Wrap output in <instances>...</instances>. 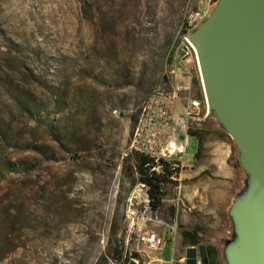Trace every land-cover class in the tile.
<instances>
[{
    "label": "rangeland",
    "instance_id": "374dc122",
    "mask_svg": "<svg viewBox=\"0 0 264 264\" xmlns=\"http://www.w3.org/2000/svg\"><path fill=\"white\" fill-rule=\"evenodd\" d=\"M189 9L188 0H0V264H118V249L145 264L153 257L141 238L151 234L165 241L159 264H184L180 233L195 225L202 243L226 232L237 240L227 211L252 185L232 138L225 179L208 166L209 149L195 163L188 137L185 169L157 212L142 204L128 153L138 109L164 88ZM190 129L226 133L213 111ZM198 165L204 173L185 178ZM224 243L220 262L229 264Z\"/></svg>",
    "mask_w": 264,
    "mask_h": 264
},
{
    "label": "water",
    "instance_id": "95a60500",
    "mask_svg": "<svg viewBox=\"0 0 264 264\" xmlns=\"http://www.w3.org/2000/svg\"><path fill=\"white\" fill-rule=\"evenodd\" d=\"M188 41L209 111L232 138L252 185L233 211L237 240L227 250L228 262L264 264V0H219ZM197 258L208 264L204 246L185 250V264Z\"/></svg>",
    "mask_w": 264,
    "mask_h": 264
},
{
    "label": "built area",
    "instance_id": "2783aa9c",
    "mask_svg": "<svg viewBox=\"0 0 264 264\" xmlns=\"http://www.w3.org/2000/svg\"><path fill=\"white\" fill-rule=\"evenodd\" d=\"M212 5V0H188L190 9L185 16V33L179 49H174L170 55L165 86L151 92L138 109L140 122L134 124L128 153L147 159L149 164L146 166H151L150 172L160 173V161L171 170L183 168L182 157L188 145L187 131L193 122L210 113L204 97L200 100L193 96L194 82L200 83V73L196 53L188 37L205 22L206 10ZM137 188L143 194L142 204L148 207L147 187L137 185ZM137 198L138 195H133L129 199L128 211L132 215ZM141 242L153 257L145 264H159L164 238L151 234L142 237Z\"/></svg>",
    "mask_w": 264,
    "mask_h": 264
},
{
    "label": "trees",
    "instance_id": "16d2710c",
    "mask_svg": "<svg viewBox=\"0 0 264 264\" xmlns=\"http://www.w3.org/2000/svg\"><path fill=\"white\" fill-rule=\"evenodd\" d=\"M200 100L202 96L198 95ZM214 134L220 140H227L231 142L226 133L217 130H191L187 131V136L195 138L197 140V151L194 154L195 161L202 159L203 151V140L205 137ZM234 151V146L231 145V154ZM133 161L135 163L133 170L134 174L137 176L136 185H143L147 187V196L149 199L148 208L151 212H157L163 205L164 191L168 186L174 184V179H176L179 174L178 169L171 170L170 167L165 163L160 161L161 171L160 173L150 172L151 166H146L149 161L141 156L132 155ZM230 160V159H229ZM180 228V227H179ZM203 232V228L200 225H195L192 229H182L181 236V246L186 247H198L202 245L200 235ZM206 257L208 264H219L217 262V251L216 248L212 246H205ZM116 262L120 261L118 264H129L123 257V252L121 249L115 251ZM123 257V259H122ZM179 264V263H174Z\"/></svg>",
    "mask_w": 264,
    "mask_h": 264
},
{
    "label": "crops",
    "instance_id": "0c3cea01",
    "mask_svg": "<svg viewBox=\"0 0 264 264\" xmlns=\"http://www.w3.org/2000/svg\"><path fill=\"white\" fill-rule=\"evenodd\" d=\"M211 135H214V134H211ZM206 148L210 150L209 154L211 155V158L209 159L208 166L212 167V169L215 170V172H217V176H220L221 178H225V179L231 178V174H233V169L229 166V159L231 156V145L227 142V140L222 141L219 139L217 141L213 140V141H206V142H204V140H203L202 158L204 155V150ZM196 162L197 161H195V163ZM193 166L189 169H186L185 178H187V179L193 178L195 176H199L202 173H204L205 169L203 166L198 165L195 168ZM201 167H203V168H201ZM183 169H185V167H183ZM227 216H229V218L233 219V223L235 225L232 207L228 208ZM217 224L218 223H214V225H217ZM229 233L230 232H226L225 233L226 235L221 236L219 239H214L210 243H202V241H201L202 246H204V247L207 245V246H212V247L216 248L217 262L219 264H221L220 260H221V257L223 254L221 253V250L219 249L218 245H220V243H222V241H225L224 247H225V250L227 251L228 248L235 245V243H236V241L232 237H226L227 234H229ZM200 237H201V235H200ZM235 237L237 238V234L234 235V238ZM198 247H186L185 250L188 248L197 249ZM182 259H185V257L183 256ZM184 264H185V262H184ZM197 264H200L198 258H197Z\"/></svg>",
    "mask_w": 264,
    "mask_h": 264
},
{
    "label": "bare ground",
    "instance_id": "6f19581e",
    "mask_svg": "<svg viewBox=\"0 0 264 264\" xmlns=\"http://www.w3.org/2000/svg\"><path fill=\"white\" fill-rule=\"evenodd\" d=\"M217 6L215 7V10H216ZM215 10L214 12L209 16V18L212 17V15L215 13ZM194 52L196 53L195 49L193 48ZM200 73V83H201V87H202V90H203V94H204V98H205V104H207L206 106L209 108V110L211 109V104H210V101L208 99V91H207V88L204 84V79H203V76L201 74V72L199 71ZM137 122H140V115H138V121Z\"/></svg>",
    "mask_w": 264,
    "mask_h": 264
}]
</instances>
